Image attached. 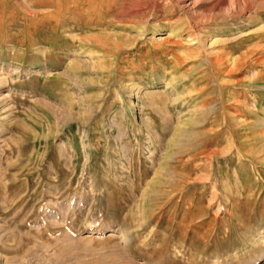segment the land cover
I'll list each match as a JSON object with an SVG mask.
<instances>
[{
	"label": "rangeland",
	"instance_id": "374dc122",
	"mask_svg": "<svg viewBox=\"0 0 264 264\" xmlns=\"http://www.w3.org/2000/svg\"><path fill=\"white\" fill-rule=\"evenodd\" d=\"M0 264H264V0H0Z\"/></svg>",
	"mask_w": 264,
	"mask_h": 264
}]
</instances>
